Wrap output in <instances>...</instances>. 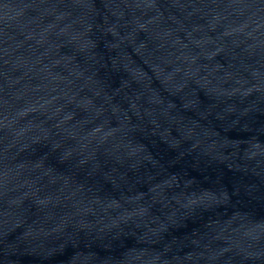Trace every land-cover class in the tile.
Returning <instances> with one entry per match:
<instances>
[{
	"label": "water",
	"instance_id": "obj_1",
	"mask_svg": "<svg viewBox=\"0 0 264 264\" xmlns=\"http://www.w3.org/2000/svg\"><path fill=\"white\" fill-rule=\"evenodd\" d=\"M0 264H264V0H0Z\"/></svg>",
	"mask_w": 264,
	"mask_h": 264
}]
</instances>
